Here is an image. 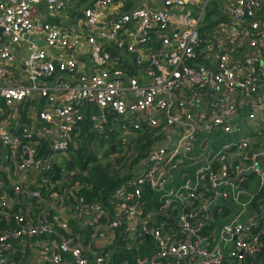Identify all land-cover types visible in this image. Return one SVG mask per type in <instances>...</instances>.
<instances>
[{"label": "built area", "instance_id": "built-area-1", "mask_svg": "<svg viewBox=\"0 0 264 264\" xmlns=\"http://www.w3.org/2000/svg\"><path fill=\"white\" fill-rule=\"evenodd\" d=\"M262 1L234 0L224 6L231 19L213 30L200 49L212 0H91L73 19L67 12L72 0H0V215L20 198L41 204L29 207L27 213L35 217L20 218L18 231L0 235V264H24L9 253L28 254L34 243L48 252L39 249L33 264H114L105 244L115 228H124L123 240L149 236L159 244L157 254L137 264H222V253L210 250L192 223L212 202L197 210L189 206L206 194L240 206L236 218L220 231L222 243L235 244L228 256L242 263L259 250L258 236H247L251 229H262L264 221L247 226L241 219L256 197L233 185L236 178L228 164L257 158L264 163V150L256 149L264 139V35L250 38L242 22L244 16H254ZM127 3L135 6L121 11ZM250 28L257 31L259 24L252 22ZM246 41L253 54L237 64L236 53L245 50L232 46ZM201 51H217L220 57L205 65L199 61ZM121 65L140 70L133 75ZM244 125L249 133L242 140H223L219 147L212 140L218 131L228 136ZM86 128L103 144L114 139L123 143L124 150L130 146L128 138L144 129L167 137L152 143L137 166L124 169L122 176L129 175L113 195L114 216L106 206L77 200L73 189L57 191L54 186L51 201H46L39 191L24 187L35 174L64 169L65 161H71L70 148L81 147L77 140ZM203 135L209 136L199 140ZM253 165L262 188L264 167ZM187 166H200L193 179ZM174 171L184 184L169 191ZM40 180L49 186L48 180ZM206 185L209 189L199 191ZM146 186L164 199L157 214L176 202L183 209L177 220L180 230L170 241L142 214ZM73 219L89 220L92 245L69 237Z\"/></svg>", "mask_w": 264, "mask_h": 264}, {"label": "trees", "instance_id": "trees-1", "mask_svg": "<svg viewBox=\"0 0 264 264\" xmlns=\"http://www.w3.org/2000/svg\"><path fill=\"white\" fill-rule=\"evenodd\" d=\"M72 0V4L75 6H71L69 11V16L73 19L75 17L77 10V4L79 6L85 5L88 0ZM234 0H212L210 7L207 10L206 16V25L201 29V34L203 37V43L201 45L202 49L206 46V42L210 40L209 35L212 33L213 30H216L217 27L223 23L228 22L231 18L229 15L226 14L224 6H231L233 5ZM134 3H127L123 7L121 11L129 12V10L134 7ZM216 18V20H214ZM242 22L245 24L247 29L250 32V38H259V35H264V0L260 4L258 9L254 10V16L248 17L244 16ZM252 22H257L259 24V30L254 31L250 28V24ZM55 23L59 24V21L56 20ZM247 42V41H246ZM249 42H240L232 46V49L240 48L245 50L244 52L236 53L234 60L237 64L244 63L246 57L253 54L251 48L248 44ZM115 56V54H114ZM220 57L219 52L214 51L209 54L205 52H199V61L200 63H204L205 65H210V62H216V60ZM209 60V62H206ZM120 64H123L122 62ZM120 69L126 70L127 72L137 75L139 68H135L132 66L121 65ZM88 124H85L84 127H87ZM90 129V127H89ZM86 128V130H81L80 139L77 140L82 143L81 147H71V161L66 160L64 164V169L57 168L55 170L49 171H42L41 174H35L32 176L33 183H30L28 186H24L25 188H30V190L39 191L42 194V197L46 201H51L50 193L51 189L55 186L57 191H71L73 189L74 197L77 200L83 201L85 204L89 205H102L110 208V212L112 216L115 215V208L116 202L114 199V193L116 189L126 180L125 178L117 177L116 170L121 169L119 164L114 167L109 162L101 157L96 158L92 155L91 149L94 148L95 145L101 144L103 145L104 140L96 139L92 134L91 130ZM164 135L160 133L157 129H144L139 131L136 134L134 139V143L136 142V146L134 144L130 145L127 149L125 155L132 154L131 160L133 161L128 165V167H135L142 161L144 157L143 153L145 150L157 139L162 140ZM76 141V140H75ZM85 145L84 148H82ZM123 146V143L119 144ZM133 146V147H132ZM44 149H47V146H44ZM137 153V156L134 155ZM107 158V157H106ZM121 159L117 160L119 163ZM200 166L191 167L187 166L188 172L193 179V173L198 169ZM214 169H217V165H215ZM230 174L233 175V171L230 169ZM74 173V175H70ZM17 175V173L15 172ZM69 174L70 176L66 177L65 175ZM43 177L48 180V184H43L40 178ZM248 182V181H247ZM184 182L181 183L183 185ZM244 187V188H243ZM242 188L246 191L247 186H242ZM199 191H206L205 186H201ZM7 194H11V191L4 190ZM247 192V191H246ZM246 198L245 200H248ZM213 201L211 195H207L202 200H195L189 206L192 210L201 209L204 206L209 205ZM264 201V186L261 188L260 193L256 196L253 202L249 203V206L246 208L244 215L241 219L246 222L247 226L251 223L250 221V210L251 207H257L260 202ZM70 203V202H69ZM75 204V201H72ZM164 203V199L162 198L161 194L154 193L150 187H145V192L143 196V204L141 205L142 214L144 216L150 217V221L153 224L159 223V228L163 233V236L167 238L169 231H179L180 226L178 223V217L183 212L182 207L176 202L172 204V206L166 211L157 214V211L160 209L162 204ZM36 206L40 208L39 201H32L31 199L27 198H20V200L16 201L14 205L11 203V210L9 212L4 213L3 218L0 217V235L5 233L8 230L11 231H18L20 229V218H27L35 217V214L30 216L27 213V210L31 206ZM39 204V205H38ZM188 209V210H190ZM223 211H217L215 216L212 215L211 211L207 208L206 211L202 213L200 219L193 223L194 229H199L200 235L206 239L211 240V233L216 231L218 228L222 229L223 227L232 223V219L234 217V210L229 208L221 209ZM27 213V214H26ZM214 217V218H213ZM260 220V223L264 221V208L260 207V213L257 216ZM228 220V221H227ZM232 220V221H230ZM112 223V221H111ZM201 225V227L199 226ZM172 228V229H171ZM72 229V227H71ZM81 231V229H79ZM73 231V229H72ZM83 231V230H82ZM114 238L118 237V241L115 244V247L109 249L112 251L113 254V262L114 264H137L138 261L142 258H146L148 256L155 255L159 252L160 246L159 244L149 236H140L138 238L130 237L127 240H123L125 238V230L124 228H115L113 229ZM76 237V233H74ZM258 236V241L260 243L259 250L252 256H247L241 264H264V227L259 231L251 229L250 234L247 236L248 238L252 239L253 237ZM13 247H16L13 244ZM234 248H232L233 250ZM25 255L26 253L22 254L21 251H15V253H9V257L13 258L16 262H23L25 264ZM238 264V260H236L233 256H228L223 259L222 264Z\"/></svg>", "mask_w": 264, "mask_h": 264}, {"label": "crops", "instance_id": "crops-1", "mask_svg": "<svg viewBox=\"0 0 264 264\" xmlns=\"http://www.w3.org/2000/svg\"><path fill=\"white\" fill-rule=\"evenodd\" d=\"M90 1L91 0H88V2L85 5L83 4V5L79 6L78 3H76V2H78V0H76L75 3L77 4L78 12H76L75 17H79L80 16L81 11L89 4ZM72 6H75V5L73 4ZM67 12L69 14V11H67ZM14 52H17V50H15ZM64 78L67 79L68 81H72L71 79H68L66 77H64ZM238 101L242 102L243 101V97H241L239 95ZM245 127H246L245 125L242 126L241 128H243V129L241 131H237L235 134L228 135V136H226L223 132L218 131V133H217L218 137H213L212 140L215 141L217 147H219L222 144L223 140H225V142L242 140L249 133V130L247 128H245ZM252 127H256V125H253ZM208 136L209 135H203L202 138H199V140H205L206 138H208ZM162 138H163L162 140H164V141L167 140L166 136H163ZM263 138H264V134H263ZM134 139H135V137H133L131 139L129 137L128 140H127V143L129 145L134 144ZM159 141H161V140L157 139L153 143H159ZM256 141L257 140H255L254 143H256ZM103 145L107 147V151L105 150V153H103V155H101V154L97 155L96 152H94L93 148L91 149L92 155L95 156L96 158H98V157L103 158L104 157L106 162H109V160H110L109 163H111V164H112V159H114V157H115L114 163H117V160L121 159L125 155V153L127 152V150L125 151L122 148V146L119 145V142L117 143V141L115 139L113 141H111V142H109L107 144H103ZM256 149H260L262 151L264 150V139L263 140H258ZM108 152H109V155H108ZM131 156H132V154H131ZM136 156H137V153L134 155V157H136ZM239 157H240V155H239ZM248 160H247L246 163H244V162L238 161V159H237V160H234L231 163H229L228 166L234 172L233 178H236L235 180H233V185L235 187L247 186V190L246 191H247L248 195H250V196L252 195V196L256 197L260 193L261 184H260V180H259L258 175L254 172V166L255 165H253V164H256L258 166L261 165V167H264V163H263L262 159H258V158L256 159V161L251 159L248 162ZM117 164H119V166H125V165L130 164V162L129 163H124L121 160ZM243 169L245 170L242 173L243 176L242 177L237 176V171L243 170ZM123 171H124V169H122V171L120 172V174L117 175V177L125 178L126 176L129 175L128 172H127V173H125L122 176ZM172 176H173L172 181L170 182V184L168 185V188H167V190H169V191L177 190L179 187H181V183L183 182V180L180 178V176L178 174V171H174ZM11 181H7V186L12 187L13 184H12ZM207 189H209V185H206V190ZM225 189L228 190L229 192L233 193L232 192L233 191V187L232 186H226ZM5 190L11 191L10 189H5ZM225 201L229 202L230 204H232V203L236 204V203H234L231 200H225ZM212 202H214V199H213ZM221 209H224V208L218 206L216 208V210H215V214H216L217 211H219V212L223 211ZM229 209H233L234 210V217H233L232 220H234L236 218V216L238 215V213L241 211L240 210V206H238V209H235V208H229ZM259 213H260V205L259 204H258L257 207H254V208L251 207V210H250V221L251 222H258L257 225H261L260 220L257 217L259 215ZM213 216H215V215H213ZM0 217H2V216L0 215ZM232 220H230V221H232ZM73 221L74 220H71L70 223L73 222ZM76 222H78L79 229H81V231L79 229H76V231L74 230V232L77 235L76 238H78V240L80 242V245L87 246L89 244L88 243V241H89V230H88V222H89V220L88 219H84V220H78ZM75 224L76 223H74V229H75ZM154 225L158 226L159 223L157 222V224H154ZM257 228H258L259 231L261 230V227H257ZM220 231H221V229L218 228L216 231L212 232L211 235H210L211 240L210 239H207V240H208L209 249L212 250V251H220L222 253V255L224 256V258H225V257H228V253L230 252V250H232V248L235 247V244L234 243H228V244L222 243L220 241ZM74 232L72 233V236H69L70 238L74 239V237H75L74 236ZM176 232L175 231L172 232L170 230L168 235H167V240L170 241L171 240V238H170L171 234L173 235ZM117 241H118V237L110 238L108 243L105 244L107 250L112 249L113 247H115V244L117 243ZM39 249L44 250V251L46 250L48 252V250L45 247H43L42 244L34 243V245L31 246V249H30L31 252L25 255V259H26L25 264H33L38 259L36 256H37V253H38ZM103 250H105L104 247L100 251H103ZM163 264H189V263L187 261L175 262L173 260L172 261L170 260V261H165ZM231 264H233V263H231ZM238 264H241V263L238 262ZM256 264H258V263H256Z\"/></svg>", "mask_w": 264, "mask_h": 264}, {"label": "rangeland", "instance_id": "rangeland-1", "mask_svg": "<svg viewBox=\"0 0 264 264\" xmlns=\"http://www.w3.org/2000/svg\"><path fill=\"white\" fill-rule=\"evenodd\" d=\"M116 137H118V136H116ZM133 146H136V142L134 143V145ZM132 146V147H133ZM94 152H96V154L98 155V154H101V155H103V153H105V150L107 151V147L106 146H104V145H100V144H98V145H95L94 146ZM126 151V150H125ZM124 151V152H125ZM123 152V153H124ZM108 155H109V152H108ZM114 159H115V157H114ZM114 159H112V166L114 167V169H115V166L116 165H118L117 163H114ZM121 160L123 161V162H129L130 160H131V155L130 154H128V155H124L122 158H121ZM133 160V159H132ZM132 160H131V162H132ZM120 162V161H119ZM129 165V164H128ZM128 165H125V166H117V167H120L121 169H119V170H116L115 169V171H116V174L118 175V174H120V172L122 171V169H126V168H128ZM70 205V203L69 202H66L65 203V206H69ZM73 213H75V212H73ZM74 221L73 222H71V227H72V229H73V232H74V230L76 231V229H79V225H78V222H76V221H78L77 219H73ZM74 223H76L75 224V229H74ZM75 233V232H74ZM88 243H89V245H92V243H93V234H92V230L91 229H89V241H88Z\"/></svg>", "mask_w": 264, "mask_h": 264}, {"label": "water", "instance_id": "water-1", "mask_svg": "<svg viewBox=\"0 0 264 264\" xmlns=\"http://www.w3.org/2000/svg\"><path fill=\"white\" fill-rule=\"evenodd\" d=\"M36 44H39L40 46H43V42L35 41ZM220 206L223 208H235L238 209L237 204H230L229 202H226L221 195H218L217 198L212 202L209 206L210 211L213 215H215L216 208Z\"/></svg>", "mask_w": 264, "mask_h": 264}, {"label": "clouds", "instance_id": "clouds-1", "mask_svg": "<svg viewBox=\"0 0 264 264\" xmlns=\"http://www.w3.org/2000/svg\"><path fill=\"white\" fill-rule=\"evenodd\" d=\"M260 167H261V165H260ZM261 168H263V167H261ZM260 184H261V182H260ZM259 205H260V207L264 208V201L260 202Z\"/></svg>", "mask_w": 264, "mask_h": 264}]
</instances>
